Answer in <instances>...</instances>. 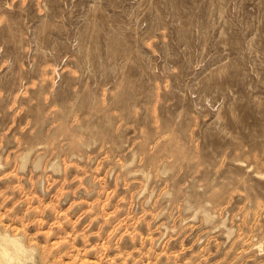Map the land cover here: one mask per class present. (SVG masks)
I'll use <instances>...</instances> for the list:
<instances>
[{"label":"rangeland","instance_id":"374dc122","mask_svg":"<svg viewBox=\"0 0 264 264\" xmlns=\"http://www.w3.org/2000/svg\"><path fill=\"white\" fill-rule=\"evenodd\" d=\"M0 230L37 264H264V0H0Z\"/></svg>","mask_w":264,"mask_h":264},{"label":"bare ground","instance_id":"6f19581e","mask_svg":"<svg viewBox=\"0 0 264 264\" xmlns=\"http://www.w3.org/2000/svg\"><path fill=\"white\" fill-rule=\"evenodd\" d=\"M259 245V244H258ZM0 264H37L32 248L16 235L0 230Z\"/></svg>","mask_w":264,"mask_h":264}]
</instances>
